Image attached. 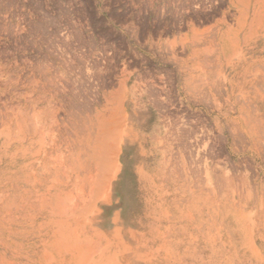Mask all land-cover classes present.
Returning a JSON list of instances; mask_svg holds the SVG:
<instances>
[{
  "label": "rangeland",
  "instance_id": "obj_1",
  "mask_svg": "<svg viewBox=\"0 0 264 264\" xmlns=\"http://www.w3.org/2000/svg\"><path fill=\"white\" fill-rule=\"evenodd\" d=\"M173 2L177 27L210 25L207 138L183 160L122 151L104 100L130 53L96 45L93 0H0V264H264V0ZM121 172L127 203L103 225Z\"/></svg>",
  "mask_w": 264,
  "mask_h": 264
},
{
  "label": "crops",
  "instance_id": "obj_2",
  "mask_svg": "<svg viewBox=\"0 0 264 264\" xmlns=\"http://www.w3.org/2000/svg\"><path fill=\"white\" fill-rule=\"evenodd\" d=\"M92 10L103 26L93 32L96 45L114 48L122 40L130 53L118 59L104 100L122 113V142L134 141L144 159L169 149L178 159L190 158L207 138L210 25L190 24L185 14L177 27L170 0H93ZM216 26L221 37L227 29L219 21ZM93 62L110 64L116 58L94 57Z\"/></svg>",
  "mask_w": 264,
  "mask_h": 264
},
{
  "label": "bare ground",
  "instance_id": "obj_3",
  "mask_svg": "<svg viewBox=\"0 0 264 264\" xmlns=\"http://www.w3.org/2000/svg\"><path fill=\"white\" fill-rule=\"evenodd\" d=\"M120 136H121V134H120ZM122 139V138H121ZM110 140V139H109ZM116 140V139H115ZM119 140H120V138H119ZM134 141H129V140H127V141H125L124 143H123V146H122V151L124 152V151H126V150H129L131 147H130V145L129 144H131V143H133ZM120 143V142H119ZM30 153V152H29ZM33 154V153H32ZM29 155V154H28ZM35 155V154H34ZM17 157V156H16ZM36 157V156H35ZM44 158V157H43ZM15 160V159H14ZM34 160V159H33ZM43 160V159H42ZM44 161V160H43ZM46 161V160H45ZM51 161V160H50ZM42 162V161H41ZM120 162H122V161H120ZM16 163V162H15ZM19 164V163H18ZM26 164V163H25ZM29 164V163H28ZM49 164V163H48ZM60 164V163H59ZM123 164V163H122ZM43 165V164H42ZM21 166V165H20ZM31 166V165H30ZM26 167V166H25ZM51 168H53V167H51ZM90 168V167H89ZM34 169V168H33ZM39 169V168H38ZM55 169V168H54ZM57 169V168H56ZM55 169V170H56ZM62 169V168H61ZM75 169V168H74ZM76 170V169H75ZM79 170H80V168H79ZM84 170V169H83ZM92 170V169H91ZM16 171V170H15ZM20 171V170H19ZM87 171V170H86ZM89 171V170H88ZM87 171V172H88ZM113 171H114V175H116L117 173H118V171H119V164L117 163V162H114V165H113ZM26 172V171H25ZM49 172H51V171H49ZM77 172V171H76ZM92 172H93V170H92ZM91 172V173H92ZM22 173V172H21ZM31 173H33V172H31L30 171V174ZM36 173V172H35ZM38 173V172H37ZM74 173V172H73ZM40 174V173H39ZM42 174V173H41ZM52 174H54V173H52ZM78 174V173H77ZM120 174V173H119ZM34 175V174H33ZM32 175V176H33ZM48 175V174H47ZM55 175V174H54ZM58 175V174H57ZM61 175H63L62 173H61ZM74 175H75V173H74ZM43 176V175H42ZM56 176V175H55ZM80 176H81V174H80ZM123 174H122V172H121V174H120V176H119V178L117 179V180H113V183H112V185L110 184H108L107 182H105L104 184H106L105 186H103V190H102V192H101V194L99 195L100 197L98 198V199H101V201H100V203H99V205H98V208H97V211H96V217L97 218H104V219H102L100 222H101V224H108V223H110V221L112 220V219H114V218H111L110 219V214H112V211H113V209H114V207L116 206V205H119V206H125L126 205V203H127V199H128V191H127V188L125 187V183H124V180H123ZM17 177H19V176H17ZM22 177V176H21ZM44 177V176H43ZM65 177V176H64ZM91 177V176H90ZM31 178V177H30ZM60 178V177H59ZM66 178V177H65ZM83 178H86V177H83ZM95 178V177H94ZM33 179H34V177H33ZM40 179H42V178H40ZM61 179V178H60ZM49 180V179H48ZM47 180V181H48ZM64 180V179H63ZM80 180L83 182V180H82V178H80ZM26 181V180H25ZM36 181V180H35ZM78 181V180H77ZM90 181V180H89ZM20 182V181H19ZM44 182V181H43ZM66 182V181H65ZM67 182H68V180H67ZM71 182V181H70ZM75 182V181H74ZM86 182H87V184H88V193L86 194V193H83L82 194V202H83V204H84V202H85V208H87V209H90L91 207V205H92V202H94L93 201V197H94V195L95 194H97V191H96V188L93 186V183L90 181V182H88V179L86 180ZM45 183H47V182H45ZM17 184V183H16ZM43 184V183H42ZM48 184V183H47ZM61 184V183H60ZM108 184V185H107ZM59 185V184H58ZM57 185V186H58ZM25 186V185H24ZM44 186V185H43ZM72 186H74V185H72ZM37 187V186H36ZM64 187V186H63ZM76 187V186H75ZM32 188H33V186H32ZM43 188V187H42ZM67 188V187H66ZM73 188V187H72ZM84 188V187H83ZM18 189V188H17ZM22 189V188H21ZM55 189V188H54ZM74 189V188H73ZM85 189V188H84ZM35 190V189H34ZM75 190V189H74ZM86 190V189H85ZM27 191V190H26ZM69 191V190H68ZM49 192V191H48ZM55 192V191H54ZM59 192H61V191H59ZM109 192L110 193H112V196H111V198H109ZM53 193V192H52ZM51 193V194H52ZM62 193H64V192H62ZM61 193V194H62ZM66 193V192H65ZM50 194V195H51ZM56 195H57V193H56ZM60 196V195H59ZM54 197V196H53ZM52 197V198H53ZM107 198H109V199H107ZM55 199V198H54ZM59 199V198H58ZM76 201H77V199H76ZM82 202H81V204H82ZM97 202V201H96ZM95 202V203H96ZM90 207V208H89ZM93 207V206H92ZM86 210V209H85ZM91 212V211H90ZM89 212V213H90ZM115 217V216H114ZM114 223V222H113Z\"/></svg>",
  "mask_w": 264,
  "mask_h": 264
}]
</instances>
